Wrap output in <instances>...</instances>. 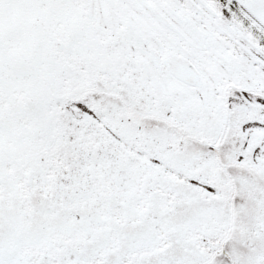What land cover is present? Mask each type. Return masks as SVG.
Instances as JSON below:
<instances>
[{
	"label": "snow or ice",
	"instance_id": "obj_1",
	"mask_svg": "<svg viewBox=\"0 0 264 264\" xmlns=\"http://www.w3.org/2000/svg\"><path fill=\"white\" fill-rule=\"evenodd\" d=\"M0 264H264V0H0Z\"/></svg>",
	"mask_w": 264,
	"mask_h": 264
}]
</instances>
